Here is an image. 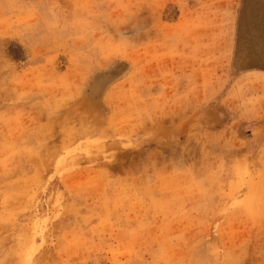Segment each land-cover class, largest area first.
Listing matches in <instances>:
<instances>
[{"label":"rangeland","instance_id":"1","mask_svg":"<svg viewBox=\"0 0 264 264\" xmlns=\"http://www.w3.org/2000/svg\"><path fill=\"white\" fill-rule=\"evenodd\" d=\"M0 264H264V0H0Z\"/></svg>","mask_w":264,"mask_h":264}]
</instances>
